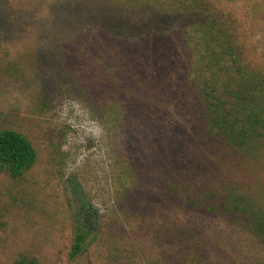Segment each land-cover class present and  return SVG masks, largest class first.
<instances>
[{
  "label": "rangeland",
  "instance_id": "obj_1",
  "mask_svg": "<svg viewBox=\"0 0 264 264\" xmlns=\"http://www.w3.org/2000/svg\"><path fill=\"white\" fill-rule=\"evenodd\" d=\"M210 17L264 74V0H0V128L37 153L0 173V264H264V138L210 133L189 82L186 28Z\"/></svg>",
  "mask_w": 264,
  "mask_h": 264
},
{
  "label": "trees",
  "instance_id": "obj_2",
  "mask_svg": "<svg viewBox=\"0 0 264 264\" xmlns=\"http://www.w3.org/2000/svg\"><path fill=\"white\" fill-rule=\"evenodd\" d=\"M197 8L194 3L190 10ZM155 18L159 20L158 16ZM186 35L187 44L192 49L189 82L196 90L195 98L205 115L207 130L242 151L259 146L264 138V74L246 63L232 32L217 17L190 24ZM36 159V150L24 133L0 128V173L19 178L35 164ZM186 203L207 210L214 208L212 204L206 205L203 199L188 198ZM222 205L228 211H245L238 201L234 205L223 199ZM84 216L85 222L77 233L73 253L86 249L84 242L95 228L94 214L89 211ZM253 226L264 242V222L259 225L254 221ZM183 233L168 231L172 250L193 247L190 235ZM183 258L182 264L192 263V254ZM15 264L38 263L35 259L23 257Z\"/></svg>",
  "mask_w": 264,
  "mask_h": 264
}]
</instances>
